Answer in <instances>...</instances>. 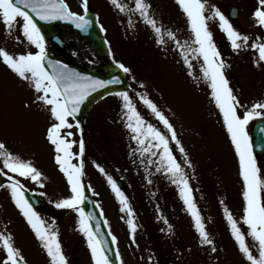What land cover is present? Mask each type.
Listing matches in <instances>:
<instances>
[{
	"label": "rangeland",
	"instance_id": "374dc122",
	"mask_svg": "<svg viewBox=\"0 0 264 264\" xmlns=\"http://www.w3.org/2000/svg\"><path fill=\"white\" fill-rule=\"evenodd\" d=\"M65 2L72 11L83 14L81 0ZM122 2L129 8L135 7L134 0ZM109 3V0H89V8L105 29L102 34L108 44L109 59L130 65L132 73L128 75L144 85L136 90L137 86L131 84L128 92L132 99L135 97L133 102L144 120L154 126L151 118L155 115L144 106L141 95L151 99L172 124L185 152L181 154L171 140L170 148L183 167L194 202L217 248L213 253L211 246L200 245L192 217L180 197L179 187L172 182L171 176L163 171L157 172L156 165L148 164L146 154L141 156L139 146L132 139L133 133L126 127V111L118 97L99 103L86 116L81 127L84 130L82 135L88 138L89 134V138L84 140L82 179L91 186L92 198L99 205L109 231L117 238L120 263L248 264L230 233L223 211L227 207L237 221H241L244 200L239 162L223 118L212 99L211 89L203 78L202 58L189 56L192 64L189 68L177 44L166 34L165 43L158 44L156 34L139 13L133 12V18L129 19ZM147 3L158 26L171 30L181 44L191 42L193 36L187 17L176 0H147ZM231 6L238 9V18L230 22L242 34L249 36L246 46L233 51L218 26V20H209L208 25L226 65L223 71L229 86L240 104L251 108L257 102L264 103V62L259 61L258 49L251 47L253 43L264 42V28L253 21L257 0H207L205 15H211V9L217 7L227 17ZM63 37L71 44L72 60L87 67L98 65L96 56L73 33L66 31ZM0 48L13 55L36 51L18 28L9 34L2 23ZM46 51L50 52L47 48ZM37 96L28 82L21 80L0 60V143L13 155L31 161L42 173L43 188L31 180L20 179L27 189H33L36 194L44 192L45 195L41 197L46 200L48 208L54 209L58 200L69 197L71 193L66 177L55 162L54 146L46 139L47 129L53 121L47 107ZM244 110L240 108L238 111L243 115ZM250 124L251 121L247 126L249 136ZM78 130L74 124L71 129L65 130L73 133L69 139L76 141L72 150L77 153L80 140ZM162 132L168 137L171 135L166 129ZM185 156L191 167L184 163ZM158 158L151 157L153 160ZM72 162L78 164L79 160ZM256 162L259 164L260 179L264 180V157ZM96 165L103 167L115 182H122L124 195L133 212L131 219L136 225L135 242L129 231L127 212H121L122 206ZM0 166H3L2 160ZM163 178L164 186L159 192L156 182ZM1 192L0 233L13 237L26 264H50L41 242L13 204L7 189L3 188ZM162 207L166 217L162 216ZM39 214L58 231L62 249L66 244L68 264H93L87 240L77 230L78 217L75 212L56 208L52 213ZM240 227L246 235L247 227L242 223ZM246 242L254 255H258L256 245L247 235ZM3 255L0 249V257Z\"/></svg>",
	"mask_w": 264,
	"mask_h": 264
},
{
	"label": "snow or ice",
	"instance_id": "6c2138e0",
	"mask_svg": "<svg viewBox=\"0 0 264 264\" xmlns=\"http://www.w3.org/2000/svg\"><path fill=\"white\" fill-rule=\"evenodd\" d=\"M109 2L121 13H139L145 24L149 25L156 34L158 44L165 43L166 34L168 39L177 44V49L181 52L185 64L189 68L192 67L189 56L193 59L202 58L201 71L203 78L208 83L212 99L223 118L224 127L238 158L239 175L243 181L244 205L241 221L238 222L227 207L223 209L224 216L230 233L248 264H264V195H262L264 180L260 179V169L257 167L252 140L247 131L250 121L264 119V103L257 102L251 108L240 104L224 74L223 69L226 65L214 42L213 34L209 30L208 21L218 20V26L226 35L233 51L246 46L249 36L238 31L229 18L217 7H213L211 15L206 16L207 0H176V3L187 17L189 31L193 36L191 42L185 41L183 44L171 30H165L162 25L158 26V22L149 12L150 5L145 0H134V8H129L122 0H109ZM80 7L83 9V14L72 11L65 0H0V23L4 25L5 30L11 34L14 28H18L26 38L27 43L36 49L35 52L30 51L26 54L13 55L4 48H0V60L21 80L28 82L34 88V91L38 94L37 99L47 107L53 121L47 129L46 139L54 146L55 162L66 177L71 193L69 197L58 200L55 207L57 209H69L77 214V230L87 240L93 264H112L108 255L109 249L105 247L107 242L100 238V221L96 220L92 213L86 212L83 207L86 202V187L89 189L91 187L90 185L85 186L82 181L85 141L81 137L79 152H74L72 149L76 141L69 139L73 136V133L65 130L73 127L69 118L76 116L81 105L93 92L108 88L109 85L119 84L121 81L119 77H113L107 81L93 79L91 76L73 71L67 64H62L59 61L53 62L48 59L45 36L38 25V21L47 23L62 20L85 32L93 24V21L88 18L89 0H81ZM252 17L257 26L264 28V0H257V7ZM100 30L105 31L102 25ZM251 47L253 50L258 49L259 61L264 62V42L253 43ZM114 63L123 73H131V69L123 63L115 61ZM140 87H144V85L141 83ZM110 94L121 98L123 108L126 110V127L133 133L132 139L139 146L141 156L143 157L146 154L149 157L148 164L156 165L157 172L163 171L171 176L172 182L179 187L180 197L192 217L200 245L211 246V251L215 253L217 248L210 238L203 218L194 202L189 180L181 163L178 162L170 148L171 140L181 154L185 152L177 139L172 124L146 95H141L140 99L163 124L167 132L171 134L170 137L144 120L127 91ZM240 108H245L243 115L238 111ZM76 127L79 129V124ZM261 132H264V128H261ZM156 156L159 158L156 160L151 159V157ZM0 160H2L3 165L0 168V176H4L8 180L6 185H0V187L6 188L9 192L13 204L24 217L36 238L41 242L50 264H68L59 240L58 231L53 226L48 225L47 221L34 209L26 196L28 189L20 179L31 180L40 188H43L45 185L42 173L33 166L31 161L22 160L9 152L3 143H0ZM73 160H79V163L74 164ZM184 163L191 167L186 156ZM96 167L101 174L105 175L108 184L122 206L121 212H127L129 231L130 234H133L132 239L135 242L136 225L131 219L133 212L127 198L112 176L107 175L103 167L99 165H96ZM39 195L44 196L45 193L40 192ZM94 220L96 221L95 225L92 223ZM241 223L247 227L246 235L256 245L258 255H254L246 242V235L240 227ZM104 224L107 225V221H104ZM169 230H171V226H169ZM108 235L111 237V244L116 245L117 238L110 231ZM0 249L4 253L3 257L0 258V264H26L21 250L15 246L13 237L10 234L0 233ZM115 255L116 259L120 260L118 250Z\"/></svg>",
	"mask_w": 264,
	"mask_h": 264
},
{
	"label": "water",
	"instance_id": "95a60500",
	"mask_svg": "<svg viewBox=\"0 0 264 264\" xmlns=\"http://www.w3.org/2000/svg\"><path fill=\"white\" fill-rule=\"evenodd\" d=\"M89 18L93 21V24L92 26L86 31V37H84V40L88 42L89 46L95 51L97 52L98 54L100 55H104L106 53L105 51V47L103 45V42L102 40L99 38V35H98V32L96 30V27L94 25V19L92 18L91 15H89ZM48 23V22H47ZM46 25L45 22H40L38 21V25ZM55 24V25H53ZM53 25V26H51ZM60 26H63V27H60ZM64 27H74V25H72L71 23L67 22V21H62V20H56V21H51L48 23V28H53L54 30L56 29V31L53 33L50 32L49 29H46V35L45 38L47 41L49 42H52V41H55L56 40V36H57V29L58 28H64ZM56 44H58L56 42ZM73 70V69H72ZM75 72H78L77 70ZM105 72L106 71H103L101 73H92V72H87V73H90L91 75H94L95 77L97 78H100L101 80H104V79H109L113 76L114 73L112 74H107L105 75ZM113 72V70H112ZM116 74V73H115ZM93 79H96L93 77ZM117 87V84L115 85H109V88H116ZM100 89L96 92H93L88 98H87V104L84 106V108L82 109V112H81V117L84 115V113L86 112L87 110V107L89 106V104H91L94 100H96V98L98 96L101 95L100 93ZM95 95V96H94ZM84 102V104L86 103ZM82 104V105H84ZM81 105V106H82ZM261 128H264V124L263 123H257V125L255 126V131H254V146L257 150V152L259 151H262V153L264 152V132H261ZM259 154V153H258ZM89 192L88 190L86 189V202L85 204L83 205V207L85 208V211L88 212V213H92L95 217H96V220H99L100 221V229H101V236L100 238L102 240H105L107 243L105 245L106 248L109 249V252H108V255L112 261V264H117V261H116V256H115V253H114V249H113V245L111 244V241L109 239V237H107V232H106V229L105 227L103 226L102 222H101V218H100V215L98 213V210L97 208L95 207V205L91 202L90 198H89ZM26 196L28 197L30 203L36 207L38 206V199H35L32 194H26ZM95 220L92 222L93 225H95Z\"/></svg>",
	"mask_w": 264,
	"mask_h": 264
}]
</instances>
